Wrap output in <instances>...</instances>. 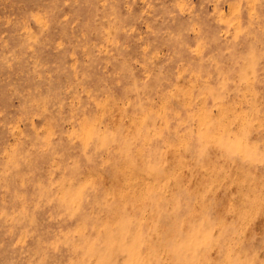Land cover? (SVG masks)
<instances>
[{"label": "rangeland", "instance_id": "obj_1", "mask_svg": "<svg viewBox=\"0 0 264 264\" xmlns=\"http://www.w3.org/2000/svg\"><path fill=\"white\" fill-rule=\"evenodd\" d=\"M0 264H264V0H0Z\"/></svg>", "mask_w": 264, "mask_h": 264}]
</instances>
